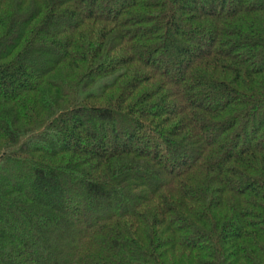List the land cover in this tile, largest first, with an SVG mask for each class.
<instances>
[{
    "label": "trees",
    "instance_id": "1",
    "mask_svg": "<svg viewBox=\"0 0 264 264\" xmlns=\"http://www.w3.org/2000/svg\"><path fill=\"white\" fill-rule=\"evenodd\" d=\"M0 264H264V0H0Z\"/></svg>",
    "mask_w": 264,
    "mask_h": 264
},
{
    "label": "rangeland",
    "instance_id": "2",
    "mask_svg": "<svg viewBox=\"0 0 264 264\" xmlns=\"http://www.w3.org/2000/svg\"><path fill=\"white\" fill-rule=\"evenodd\" d=\"M174 63H175V60H172ZM85 201H87V200H85ZM88 203V202H87Z\"/></svg>",
    "mask_w": 264,
    "mask_h": 264
}]
</instances>
